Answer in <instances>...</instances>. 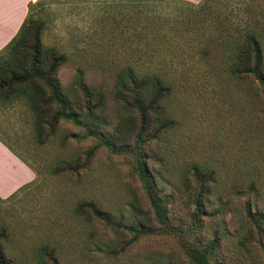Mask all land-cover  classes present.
Masks as SVG:
<instances>
[{
    "label": "rangeland",
    "instance_id": "374dc122",
    "mask_svg": "<svg viewBox=\"0 0 264 264\" xmlns=\"http://www.w3.org/2000/svg\"><path fill=\"white\" fill-rule=\"evenodd\" d=\"M199 1L40 0L28 10L42 25L43 48L64 56L58 86L90 108L74 109L79 123L59 119L38 144L26 102H0V250L8 264H188L183 246L210 241L209 264H264V97L225 75L215 45L223 22L249 27L247 9L261 11L255 25L263 30L264 0H210L204 17ZM126 66L170 85L160 104L168 127L154 111L128 141L117 123L131 113L113 100L114 76ZM77 158L84 168H73ZM247 204L259 218H247Z\"/></svg>",
    "mask_w": 264,
    "mask_h": 264
},
{
    "label": "trees",
    "instance_id": "16d2710c",
    "mask_svg": "<svg viewBox=\"0 0 264 264\" xmlns=\"http://www.w3.org/2000/svg\"><path fill=\"white\" fill-rule=\"evenodd\" d=\"M208 1L210 0L199 1L197 4L199 14H196L197 16L204 17L209 14L206 12L210 7ZM34 5H29V10ZM259 14L262 13L258 9L251 12L248 9L245 10L246 21L251 23L248 24V28L232 27L231 22H223L218 27L220 32L215 38L217 43L215 45H218L216 48L222 51L220 61L225 75L234 82L254 83L253 86L256 87V91L252 92L253 95L258 92L259 96L264 97V47L261 41L263 37L261 31H264V27L260 31L258 25H255L258 19L263 16ZM41 31L42 25L27 15L15 36L0 51L5 52L0 59V102L13 98L22 99L26 102L25 105L31 117L32 134L38 144L43 143L52 135L59 119L63 118L79 123L76 110L88 109L89 107L87 103L77 99L75 95L68 96L70 90L61 89L58 86L54 76L59 63L64 60V56L57 54L53 49L43 48L40 42ZM77 73L79 74L81 71L77 70ZM79 86L85 92L84 87ZM114 88L113 100L115 103L126 104V108L121 106L122 110H128V113H131L126 123L124 120L117 123L119 124L117 129H124V141H128L132 137L138 138L146 125L145 120L148 114L154 111L155 114L160 113L161 115L160 127L162 129L168 127L167 125L170 122L165 118L164 109L160 104H163V98L169 95L170 85L162 81L156 74L139 75L132 67L126 66L116 72ZM71 91L77 92L75 88H72ZM247 91L250 93L251 90L247 89ZM95 101L101 105L103 104L102 97L101 99L95 97ZM75 108L77 109L74 110ZM137 120L139 129L135 133ZM82 126L95 139H99L96 132L90 131L84 123ZM160 131L161 129L158 128L157 132ZM104 145L112 151L116 148V146L106 143ZM137 148L138 144L135 149ZM93 151L91 148L87 152V157H90ZM119 151L116 150V152ZM79 161L82 168L87 164L86 161L83 162L77 158L73 168L80 166ZM136 161L134 171L145 184L144 187L151 209L158 223L161 226H166L164 205L157 200L155 193L152 191L153 185L147 171L138 160ZM199 205L200 203L197 204V207ZM246 216L249 219H257L260 214L250 212L247 204ZM0 230L5 235L4 229L1 228ZM215 244V241H210L203 249L189 245L183 246L188 264H209L208 254L211 253ZM0 264H8L1 250Z\"/></svg>",
    "mask_w": 264,
    "mask_h": 264
},
{
    "label": "crops",
    "instance_id": "0c3cea01",
    "mask_svg": "<svg viewBox=\"0 0 264 264\" xmlns=\"http://www.w3.org/2000/svg\"><path fill=\"white\" fill-rule=\"evenodd\" d=\"M40 0H0V51L15 36L23 21L27 17L29 5ZM190 2L198 0H187ZM0 143V151H4Z\"/></svg>",
    "mask_w": 264,
    "mask_h": 264
}]
</instances>
